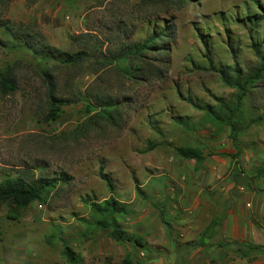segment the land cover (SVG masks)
<instances>
[{"label": "rangeland", "instance_id": "obj_1", "mask_svg": "<svg viewBox=\"0 0 264 264\" xmlns=\"http://www.w3.org/2000/svg\"><path fill=\"white\" fill-rule=\"evenodd\" d=\"M257 2L264 8V0H195L180 10L169 0H6L3 20L22 24L37 35L33 40L88 58L75 69L46 62L0 27V64H17L19 81L17 93L0 96V181L22 170L68 181L45 205L0 208V264H66L61 244L47 241L54 232L85 264H121L130 251L132 264H264V234L251 244L215 233L227 224L231 199H264V78L248 91L233 130L218 132L195 107L210 105L221 115L237 107L238 90L223 83L218 69L238 61L249 75L260 65L253 49L260 43L264 50ZM166 27L170 39L158 44L163 50L142 60L131 56L128 76L116 57ZM45 67L58 96L78 101L54 123L45 122ZM101 99L118 105L115 122L92 116ZM187 146L201 147L203 160L181 159L175 149ZM100 165L114 192L101 180ZM111 196L132 203L135 214L121 221L144 247L118 244L107 232L79 237L80 218L89 217L85 201Z\"/></svg>", "mask_w": 264, "mask_h": 264}, {"label": "trees", "instance_id": "obj_2", "mask_svg": "<svg viewBox=\"0 0 264 264\" xmlns=\"http://www.w3.org/2000/svg\"><path fill=\"white\" fill-rule=\"evenodd\" d=\"M37 1L39 0H27L30 4H35ZM169 1L179 10L182 6H186L190 2H195V0ZM5 3L6 0H0V27L4 28L9 34H11L14 37V40H23V42H25V47L34 55V57H40L46 62L51 61L59 63L74 69L87 60L88 54L85 52H77L75 54L63 53L55 47H51L45 41L33 40L37 35L28 34L29 31L22 29V24L19 27H16L10 24L9 21L3 20L1 7L4 6ZM257 5L263 13L262 19L259 21L262 22L264 20V8L259 2H257ZM170 31L171 28L169 27H166L160 32L154 31L151 36L143 41L142 44L120 53L116 57V61L124 64L126 69L123 70L128 71V76H133L131 68L127 66L129 58L132 56L137 60H142L144 55L148 52L163 50L158 44H163L164 40L170 39ZM199 34L206 47V56L209 60L210 53L208 51L207 39L202 33ZM32 40L35 42H31ZM1 44L3 43H0V46ZM253 49L260 62V65L254 73L246 75V73H244L239 67L238 61H236L234 66L223 65L218 69V73L220 74L223 83L228 87L238 90V105L235 109L227 107V111L230 112L229 115L227 113L221 115L210 105L203 107V109L202 107L195 105L196 108L203 110L206 113V124L214 127L218 132L223 131L226 127H231L232 130L234 129L232 127L233 119L236 116V112L239 111L248 91L264 78V50L262 49V44H254ZM209 61L212 65V60L210 59ZM100 63L107 65L105 61H101ZM16 68L17 64L7 66L0 64V96H10L19 91V81L16 75ZM41 73L42 79L47 86L48 111L45 115V122L54 123L64 114L66 107L71 106L78 101L71 97L58 96V85L51 69L45 67L41 70ZM218 101H220V99H218ZM117 106L118 105L111 104L108 100L101 99L100 102H98L99 111L96 115L92 116L113 123L115 122L114 111L117 110ZM93 108L94 106L88 102L86 105L87 113L92 114ZM92 118H90V120ZM262 118L263 117H261V119ZM97 123L98 122H96V124ZM91 127H93V124L87 125L85 132H88ZM154 147H156V145H151L149 148L152 150ZM175 150L177 155L183 160L200 162L204 158V152L199 146L177 147ZM220 154H226L231 157L234 156L228 151H223ZM99 176L101 180L106 183L108 189L111 192H114L115 184L113 179L108 173H106L103 165H100L99 167ZM67 183V179L61 176L57 178H37L34 171L22 170L15 177L8 176L0 181V208L3 205H11L15 207L18 212H21L34 204L45 205L59 191L61 186ZM136 191L142 198H148L145 191L140 186L136 187ZM85 204L90 210L88 218H80V221L84 225V229L79 233L81 239H95L98 232H107L108 237L118 244L130 243L141 247L145 246L141 237L136 234H130L121 221V218H126L135 214V209L133 208L132 203H125L118 200L116 197L111 196L102 201L86 200ZM12 219H15V217ZM47 241L51 245H54L55 241L61 244V254L65 259L66 264H85L84 257L78 253L63 236L54 232L47 237ZM253 249H257V247H253ZM121 264H132L131 251L127 253Z\"/></svg>", "mask_w": 264, "mask_h": 264}, {"label": "crops", "instance_id": "obj_3", "mask_svg": "<svg viewBox=\"0 0 264 264\" xmlns=\"http://www.w3.org/2000/svg\"><path fill=\"white\" fill-rule=\"evenodd\" d=\"M235 191L238 194L240 190L235 189ZM254 197L255 195L231 199L232 208L227 224L224 223L222 227L218 226L215 229L218 237L237 240L241 243H261L260 237H263L264 226L260 224L259 219H264V199H254Z\"/></svg>", "mask_w": 264, "mask_h": 264}]
</instances>
